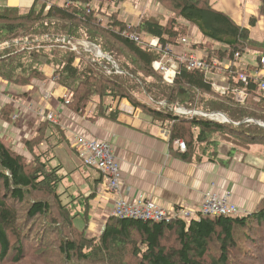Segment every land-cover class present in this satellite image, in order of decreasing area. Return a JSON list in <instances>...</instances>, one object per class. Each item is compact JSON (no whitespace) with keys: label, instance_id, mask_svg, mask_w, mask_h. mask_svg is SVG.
I'll return each instance as SVG.
<instances>
[{"label":"trees","instance_id":"16d2710c","mask_svg":"<svg viewBox=\"0 0 264 264\" xmlns=\"http://www.w3.org/2000/svg\"><path fill=\"white\" fill-rule=\"evenodd\" d=\"M151 1L163 7L167 20L145 15L131 28L119 19L118 11L106 16L109 22L104 26L98 19L100 10H93L90 0H64V6H48L44 1L39 9L34 6L26 12L1 9L0 80L25 87L44 79V65L52 67V79L67 90L66 106L81 115L94 100L98 109L105 110V98L126 99L149 115L154 124L169 131L170 144L175 140L186 144V151L180 154L184 160L198 156L197 150L215 147L219 140L238 148L264 146V128L259 126L264 123V90L259 81L244 85L237 80L239 70L249 72L252 67H234L235 54H251L258 63L264 57V41L252 40L248 28L214 10L210 0ZM259 13L264 18V0H260ZM255 24L256 18L251 16L249 26ZM191 25L201 40L189 37ZM129 31L155 37L162 47L178 46L185 38L188 49L202 53L208 70H188L179 63L169 84L153 67L163 54L127 38ZM62 39L88 42L99 48L98 56L110 59H96L82 48L71 49L73 46H66L71 44ZM114 62L123 75L107 74L112 64L115 68ZM226 62L231 63L229 70L222 67ZM217 68L223 71L230 89L247 94L245 103H237L232 92H214L212 74ZM141 94L151 103L142 100ZM178 107L218 112L229 122L176 115ZM12 111V105H3L0 119L10 124ZM109 117L114 118V114ZM43 143L47 147L41 150ZM22 144L29 157L0 139V264H20L26 259L24 229L26 223L36 220L47 229L48 238L51 233L57 234L55 249L65 264H72L73 259L85 264H264V198L254 213L239 217L177 218L153 223L111 216L98 237L87 238L74 220L81 216L87 222L88 201L102 175L94 170L99 176L89 185L91 194L79 205L74 204L77 198L63 203L68 191L64 184L71 174L61 173L63 166L55 149L63 146L79 158L65 131L58 121L42 120ZM14 243V255L7 260ZM46 252L50 251L40 250L38 257H45ZM245 258L250 263L243 262Z\"/></svg>","mask_w":264,"mask_h":264},{"label":"crops","instance_id":"0c3cea01","mask_svg":"<svg viewBox=\"0 0 264 264\" xmlns=\"http://www.w3.org/2000/svg\"><path fill=\"white\" fill-rule=\"evenodd\" d=\"M50 1L57 6L65 5L64 0ZM106 1L99 0L98 8L92 7L93 0H90L89 5L93 10H100L102 15L107 16L109 12L104 9L103 4ZM44 3V0H0V10L18 8L26 12L34 6L39 9ZM210 3L214 10L225 13L237 25L248 28L252 40L264 41V18L259 13L260 0H210ZM155 6L150 0L142 3L137 1L134 6L125 3L120 11L117 10L118 17L124 18H119L122 22L136 25L143 13H160L159 7ZM251 16L256 18V24L252 28L249 26ZM190 28L189 37L194 38L196 28L192 25ZM182 48L181 45L175 46V51ZM184 49L188 47L184 46ZM166 58L175 59L174 54ZM42 72L43 80H35L25 87L0 80L3 85L10 84L7 90L1 86V108L10 104L13 107L11 116L19 117L12 119L10 124L0 119L1 140L10 142L15 150L26 153L22 139H27L31 131L37 129L38 123L43 120L39 116V110L44 109L56 114L57 121L68 139L77 134L85 139L111 143L123 175L121 191L119 194L100 193L97 186L93 198L88 201L87 222L81 216L74 220L75 226L83 230L87 238L98 237L102 233L111 217L114 202L120 196L133 199L143 195L172 214L184 209L192 211V218L198 219L203 197L209 191L230 192L231 203L243 212V216L254 213L264 198L263 145L238 148L218 141L215 147L208 146L202 151L197 150L198 156L193 155L184 160L180 155L183 152L173 143L170 144L169 131L154 124L149 115L134 107L128 100L105 99V110L104 107L98 109V102L94 100L82 115L77 114L64 103L68 93L52 79L54 69L44 65ZM24 94L26 95L23 97L13 99L14 96ZM35 97H39L37 101ZM111 113L116 117L115 121L109 117ZM51 143L54 144L53 140ZM43 145L47 147L46 143L41 144ZM73 163L74 169L70 172L62 165L61 173L71 174L68 179L72 178L71 183L65 181L68 191L63 200L67 203L72 198H77L74 204L79 205L83 198L91 194L89 185L99 174L94 170H83L80 163L75 164V158Z\"/></svg>","mask_w":264,"mask_h":264},{"label":"built area","instance_id":"2783aa9c","mask_svg":"<svg viewBox=\"0 0 264 264\" xmlns=\"http://www.w3.org/2000/svg\"><path fill=\"white\" fill-rule=\"evenodd\" d=\"M49 2L50 0H44ZM130 40L144 44L148 47L156 49L163 55L160 61L153 64L156 71L162 74L163 80L171 84L176 75V70L179 63L186 65L188 70H203L207 71L209 65L203 58V55L199 52L192 51L190 49H184L187 46V39L181 40L180 51H175V47L166 45L162 47L158 39L150 37L146 34H134L129 32L125 35ZM75 48V46H73ZM174 54V60H167L168 55ZM252 67L249 72L238 71L236 74L237 80L244 85H247L250 80H256L260 82L261 90H264V57L259 60L256 65L245 64L243 58L239 54L234 56V67L240 69V67ZM224 70H229L231 63L223 64ZM116 68V67H115ZM221 69H216L213 76L220 78V83L213 82L211 84L212 89L218 95H225L227 92H232L235 97V101L239 104L245 103L247 94L242 90H233L225 83V77L222 75ZM68 101L65 103L67 104ZM47 111V110H46ZM44 109L39 110V116L43 120H48L52 123H57V116L53 112H46ZM176 115L181 116H201L203 118L210 119L212 121L228 123L226 116L221 113H203L196 110H185L183 108L175 109ZM18 115H13L12 119H18ZM225 121H223V120ZM263 125L264 124H260ZM71 144L76 148L79 159L82 164L90 169L98 171L102 175V180L98 185V192H112L119 194L121 191V185L123 183V175L119 166V161L113 154V146L107 141L89 140L81 137L80 135L73 134L70 138ZM173 144L179 151H186V144L182 140H175ZM230 192L220 193L217 191L207 192L202 200L198 211V217H239L243 216V212L230 201ZM112 217L119 219H134L144 222H171L173 219L181 218L184 220H190L193 217L192 211L179 209L174 214L168 212L162 206H159L149 198L143 195H139L136 198L130 199L120 196L114 202V206L111 212Z\"/></svg>","mask_w":264,"mask_h":264},{"label":"rangeland","instance_id":"374dc122","mask_svg":"<svg viewBox=\"0 0 264 264\" xmlns=\"http://www.w3.org/2000/svg\"><path fill=\"white\" fill-rule=\"evenodd\" d=\"M139 1V2H143L145 0H124V1H121L119 2L118 0H111V2H109L108 0L103 3L105 4L104 5V9L107 10L110 13L114 12V11H117V10H121L122 8V5L125 3H130L131 5L133 4V6L136 4V2ZM147 1V0H146ZM151 1V0H150ZM101 2V0H100ZM152 3H154L153 1H151ZM99 0H93V3H92V7L93 8H98L99 7ZM157 7H159L160 9V13L157 12V15H155L154 13L152 12H146V13H143L140 18H139V22L136 24V25H131V24H127L128 27H134V26H137L139 25L140 21H141V18L145 15H149V16H157L161 19H165L167 20V18L169 16L166 15L164 9L162 6H159L157 4H155ZM155 6V7H156ZM46 13V12H45ZM106 15H102V14H99V18L101 20V22L103 23L104 26H106V24L109 22V18L105 17ZM121 20H124V18L122 16L119 17ZM191 29V28H190ZM264 31V28L262 29ZM130 32V31H129ZM128 32V33H129ZM195 35H196V40H201V37L199 36V34L197 32H195ZM84 43H87V44H90L88 42H84ZM91 45V44H90ZM66 46H75L74 42L71 43V45H66ZM92 48V47H91ZM71 49H74L76 50L75 48H71ZM85 52L89 53L91 51L89 50H86L85 49ZM92 53V52H91ZM200 53V52H199ZM94 54V53H93ZM202 54V53H201ZM94 57L96 59H102L104 57H101V56H97L96 54H94ZM243 61L245 62V64H250V65H256L257 64V61L255 60V58L253 57V55L251 54H245L243 57ZM114 67L116 68H113V64H112V67H111V70H107V74L108 73H111V74H117V75H123L122 72L119 70L118 68V65L114 62ZM114 71V73L112 72ZM264 75V73H261ZM110 75V74H109ZM213 82L215 83H220V78L217 77V76H213ZM1 86L4 87L6 90L9 89L10 87V84H6V85H3L0 83V93H1ZM1 96V95H0ZM142 98V100L146 101L147 103H151V100L149 98H147L144 94H141L140 95ZM67 97V96H66ZM39 97H35V100L37 101ZM68 99V97H67ZM106 100L107 99H110V98H105ZM97 101V100H96ZM258 101V100H256ZM65 102V100H64ZM69 102V101H68ZM93 102V101H92ZM91 103V102H90ZM0 105H1V102H0ZM161 107V106H159ZM1 108V106H0ZM184 109V108H183ZM186 110V109H185ZM1 123V122H0ZM260 123V122H259ZM261 124V123H260ZM259 124V126H260ZM264 124V123H263ZM31 127V126H30ZM32 132V131H31ZM0 139H1V124H0ZM6 146H9L10 148H13L14 149V146H12L10 144V142L6 141V140H2ZM220 141V140H219ZM222 143H225V144H228L230 146H233L232 144H230L229 142L227 141H220ZM244 146V145H242ZM46 147V146H45ZM44 145L41 146L40 148L41 149H44L45 148ZM15 150V149H14ZM18 153L20 154H23L25 155L26 157H29L26 153H24L22 150L21 151H18L16 150ZM55 153L59 159V161L62 163V165L64 166V168L66 169L67 172H70L71 170L74 169L73 167V160L75 158V164H79V166H81V161L80 159H78V157L73 154H70L66 149L65 147L63 146H58L57 149L55 150ZM73 155V156H72ZM73 159V160H72ZM83 170H91V169H88L86 167H81ZM71 179H68L69 183H71ZM74 181V180H73ZM62 190V188H61ZM63 203H66L64 200H63ZM21 209V207L19 208ZM24 209V208H22ZM38 220L36 221H33L32 223L28 222L26 223V226H25V229H24V234H23V240H26L25 242V245H24V254L26 256V259L24 258L20 264H65L64 261L62 260V257L59 255V253L57 252V249H55V246L58 245L59 243V239L57 237V234L56 233H51L50 237L48 238V231L45 227H40L39 224H38ZM42 224V223H41ZM45 238H48L47 242L45 240ZM58 239V240H57ZM17 244H12V247H11V253H9V257H7L6 259L7 260H11V257H13L14 255V249L16 248ZM40 250L41 251H50V252H46V256L44 257L43 254H41V256L38 257L39 253H40ZM38 258H36V257ZM43 257H44V260H43ZM75 259L71 260V263L72 264H85V263H81V262H77V261H74ZM243 262H246L247 263H250V260L249 258H245L244 260H242ZM253 263H257L256 261H254ZM2 264H11L10 261H6ZM131 264V263H130Z\"/></svg>","mask_w":264,"mask_h":264},{"label":"water","instance_id":"95a60500","mask_svg":"<svg viewBox=\"0 0 264 264\" xmlns=\"http://www.w3.org/2000/svg\"><path fill=\"white\" fill-rule=\"evenodd\" d=\"M67 41H71V42H74V44H75V49H77V48H82V49H86V50H89V51H91L92 53H94V54H96V52H99V53H101V51L99 50V48L98 47H96V46H93V45H90V44H87V43H84V42H77V41H74V40H67ZM92 47V48H91ZM97 55V54H96ZM98 56V55H97ZM102 57V56H101ZM104 57H106V58H108V59H110L109 57H107V56H104ZM227 122H229V121H227ZM262 128H264V126L263 125H260Z\"/></svg>","mask_w":264,"mask_h":264},{"label":"bare ground","instance_id":"6f19581e","mask_svg":"<svg viewBox=\"0 0 264 264\" xmlns=\"http://www.w3.org/2000/svg\"><path fill=\"white\" fill-rule=\"evenodd\" d=\"M46 2V1H45ZM46 4L48 5V6H50V5H52V4H54L52 1H49V2H46ZM62 42L63 43H72L71 41H67L66 39H62ZM135 42V41H134ZM104 58H106V57H104ZM108 59V58H107ZM109 60V59H108ZM155 63V62H154ZM64 100H65V103L68 101V99H67V97H65L64 98ZM223 120V119H222ZM223 121H225V120H223Z\"/></svg>","mask_w":264,"mask_h":264}]
</instances>
